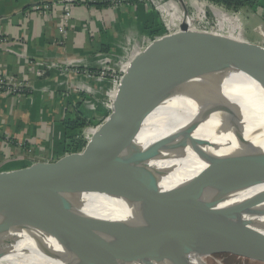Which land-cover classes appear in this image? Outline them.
Listing matches in <instances>:
<instances>
[{
  "label": "water",
  "instance_id": "1",
  "mask_svg": "<svg viewBox=\"0 0 264 264\" xmlns=\"http://www.w3.org/2000/svg\"><path fill=\"white\" fill-rule=\"evenodd\" d=\"M175 1L184 18L178 30L154 38L133 56L122 75L110 113L81 151L53 162L0 172V257L20 236L51 226L68 215L82 195L100 194L111 195L124 204L127 214L119 223L132 246L96 264H183L220 254L264 263V241L257 242L256 235L237 233L240 226L264 214V193L230 201L192 189L165 188L153 180L154 176L186 164L188 160L184 159L189 154L204 159L232 140L244 137L246 132L264 128V113L257 115L253 111V120L247 123L240 105L227 94L237 86L226 81L234 74L246 75L259 88L258 95L251 97L263 105L264 46L244 38L193 29L186 22L191 17L184 0ZM260 27L259 34L264 37V27ZM199 63L233 117L219 128L191 136L176 152L167 155L136 147L135 138L168 79L183 65ZM121 159L148 175L114 171ZM173 160V167L153 165L156 161L175 163ZM224 188L230 190L227 185ZM142 198L168 207L199 210L209 219H201L203 227L198 230L167 236L153 225L138 200ZM107 249H89L87 257L103 256Z\"/></svg>",
  "mask_w": 264,
  "mask_h": 264
},
{
  "label": "bare ground",
  "instance_id": "2",
  "mask_svg": "<svg viewBox=\"0 0 264 264\" xmlns=\"http://www.w3.org/2000/svg\"><path fill=\"white\" fill-rule=\"evenodd\" d=\"M186 22L192 25L190 18ZM127 68L126 64L123 70ZM226 81L236 84L227 94L240 105L247 123L253 120V111L257 115L264 113V104H258L251 97L258 95L259 88L250 78L238 73ZM224 105L210 85L203 64L183 65L164 85L134 144L162 156L176 152L191 136L214 130L229 121L233 113ZM92 132V129L88 131ZM184 160H188L186 164L154 176L153 180L165 188L182 187L230 201L264 193V128L246 132L244 137L232 140L204 159L189 154ZM173 161L168 164L156 161L153 165L170 167L176 164ZM113 170L148 175L123 159ZM226 185L229 191L225 190ZM138 200L156 229L167 236L198 230L203 227L201 219H209L199 210L168 207L145 198ZM126 214L124 204L111 195H82L60 221L44 229H32L10 244L0 257V264H96L108 260L132 246L119 223ZM253 219L240 226L237 233L256 235L257 242H262L264 214ZM106 248L103 256L87 257L89 249L98 252ZM183 264L222 262L208 256Z\"/></svg>",
  "mask_w": 264,
  "mask_h": 264
},
{
  "label": "crops",
  "instance_id": "3",
  "mask_svg": "<svg viewBox=\"0 0 264 264\" xmlns=\"http://www.w3.org/2000/svg\"><path fill=\"white\" fill-rule=\"evenodd\" d=\"M67 1L0 0V79L22 82L26 91L18 96L0 92V137L4 133L0 141L7 136L13 143L25 141L32 149L45 142L54 161L63 157L55 156L62 137L60 122L66 110V106L62 109V101L78 93L89 95L86 90L89 82L82 73L96 71L103 66L105 57H112L115 45L123 39L116 34L118 20H126L128 16L136 19L141 12L145 17L148 11L141 0H124L119 7L100 9L86 5L85 0H75L67 31L63 33L60 25ZM195 1L200 7H214V11L223 12L207 0ZM162 8L167 13L170 10L176 14V24L183 21L177 4L170 2ZM239 11L249 29L257 33L258 26L264 27V0H254L252 7H243ZM121 27L127 28L123 23ZM109 30L112 35L108 34ZM256 33L251 39H246L264 44ZM107 48L109 53L104 52ZM112 94L114 96L115 93ZM16 162L17 158H11L4 164Z\"/></svg>",
  "mask_w": 264,
  "mask_h": 264
},
{
  "label": "rangeland",
  "instance_id": "4",
  "mask_svg": "<svg viewBox=\"0 0 264 264\" xmlns=\"http://www.w3.org/2000/svg\"><path fill=\"white\" fill-rule=\"evenodd\" d=\"M83 1V0H82ZM144 5H146L147 10L153 11V14L151 16L156 15L157 18L160 19L162 24V30L158 33V35H154V38H157L165 33L168 32H174L178 30L179 27V21L178 24H176L175 16L176 14L174 12H170L168 10V13L165 11L166 9L162 8V5L173 2L174 4L178 3L175 0H141ZM186 5L188 7L189 15L191 19L193 20V24H195L197 27H205L208 29H211L215 32L219 33H235L240 38H252L256 33L254 30L249 29L250 27H247L245 24V21L243 19V16L240 13V9L237 10H231L228 11L227 9L223 8L222 6L215 5L216 8L221 9L223 12L214 11L213 9L205 8L204 6L200 7V4L196 3L195 0H186ZM121 5H118L119 7ZM179 7V6H178ZM180 9V8H179ZM44 12V11H42ZM142 13V12H141ZM139 13L138 16H136V19L128 16L125 19L118 20V26L117 33L122 39V42L118 45H115L116 55H112V57L106 58L105 60H102L105 62V67L108 70L105 72V75L99 80L97 76H93V79H91L89 82V86H87V91L89 92L88 100L85 102L86 108L88 111L92 113V117H96V120H94V124L90 125L89 127L83 129L81 136L85 137L88 136V131L91 128H94L97 126L101 120L104 118V114L102 112H98L101 107L105 112L106 116L109 114V106H110V98H112V93L115 91L117 80L122 76L123 68L121 67L122 64L129 61L130 57L133 54H136L137 52L141 51L145 48V46L149 43V41H153L151 33L147 31H143L140 27H138V23L141 26V24L149 23L150 17L145 14V17ZM171 13H174L175 15H171ZM207 13V14H206ZM230 13V14H228ZM63 14H64V6H63ZM64 15H62V22L60 25V29L63 30V32L66 33L68 21L63 19ZM155 17V16H154ZM71 18V17H70ZM116 19L113 20L114 24L116 23ZM137 21V22H136ZM126 25V29H123L121 27V24ZM157 26V24H156ZM109 28L106 30L108 31ZM109 35H112L113 33L109 30ZM257 34V33H256ZM258 35V34H257ZM101 68H98L99 70ZM96 70V71H97ZM95 72V71H92ZM116 82V83H115ZM91 86V87H90ZM65 103L62 101V109L65 107ZM94 113V114H93ZM91 115V114H89ZM4 134V133H3ZM1 134V137L3 136ZM0 137V138H1ZM3 139V138H2ZM8 138L7 136L4 137L3 141H0V164H3L0 168V172L2 171H10V170H16L24 167H28L32 165L31 162H37L42 161L45 159H48L49 156L52 155V151L47 148L45 142H41L40 145H37L36 148H31L27 146V143L25 141H14ZM13 144V145H12ZM12 145V146H11ZM11 146V147H10ZM41 148V150H39ZM11 158H17L18 162L17 164H4L5 161L10 160ZM215 258L219 259L222 264H264L262 262L254 261L247 258H242L230 254H220L217 256H214Z\"/></svg>",
  "mask_w": 264,
  "mask_h": 264
},
{
  "label": "trees",
  "instance_id": "5",
  "mask_svg": "<svg viewBox=\"0 0 264 264\" xmlns=\"http://www.w3.org/2000/svg\"><path fill=\"white\" fill-rule=\"evenodd\" d=\"M89 0H85V4L94 8H107L110 7V0H95L94 3H89ZM132 2V0H129ZM213 4L224 7L227 10H237L243 7H252L254 0H207ZM153 14L152 9L148 10L146 15L150 17L149 23L141 24L140 28L143 31L151 33L152 39L154 35H158L162 30V24L159 18ZM157 24V26H156ZM104 52L109 53V49H104ZM25 89L19 95L25 94ZM27 94V93H26ZM88 100V96L84 93H78L71 98L67 99L65 102L66 110L65 116L60 122L61 127V140L55 149V156H63L66 153H74L81 151L85 145L86 141L83 136H81L83 129L94 124L96 117H92V113L86 108L85 102ZM98 112H102V116H106V112L100 107ZM91 114V115H89ZM94 114V113H93ZM94 119V120H93ZM3 164H0L2 167ZM0 167V168H1Z\"/></svg>",
  "mask_w": 264,
  "mask_h": 264
},
{
  "label": "built area",
  "instance_id": "6",
  "mask_svg": "<svg viewBox=\"0 0 264 264\" xmlns=\"http://www.w3.org/2000/svg\"><path fill=\"white\" fill-rule=\"evenodd\" d=\"M123 1L124 0H110V2H111L110 5H111V7H117L118 5H121L123 3ZM83 2L85 3V1H83ZM88 2L89 3H94L95 0H89ZM74 3H76L75 0H68L67 3L64 4V14H63L64 17H63V19H65L66 21H68L70 19V17H71V6L72 5H75ZM192 28L195 29V30L208 31V30L203 29L201 27H197L195 24L192 25ZM261 29L262 28L260 26H258L257 29H256V31H257L259 37H261V39L264 41V37L259 34V32H260ZM62 32H63V30H62ZM211 32H213V31L211 30ZM168 33H170V32H168ZM165 34H167V33H165ZM227 35H230V36H233L235 38L240 39V37L235 36L233 34H227ZM259 45L264 46V44H261V43ZM131 59L132 58H130L129 61L126 62V63H124V64L125 65L126 64L128 65V63L130 62ZM104 65H105V62L103 64V66L100 67L101 69H99V70H97L95 72H92V71H83V73H82L83 77L87 81H90L91 79H93V76L95 75L100 80L105 75V72L108 70L107 68H104L105 67ZM125 65L122 64L121 67L123 68ZM124 72L125 71L123 70L122 71V75L124 74ZM121 78H122V76L117 80V83L115 82L116 83V88H115V91H114L115 94L117 92V88L119 86V83H120ZM22 91H24V84L22 82L16 83V82H13V81H10V80L7 81L5 79H0V92H2L3 94H5L7 96H18ZM115 94H114V96H115ZM114 96H113V98H114ZM113 98H110L109 111L111 110ZM107 116H105L97 126H99L106 119ZM97 126H95L94 128H91L93 130V132L97 129ZM91 134L92 133H88V136L86 135L84 137L86 143L88 142ZM66 154H68V153H66ZM66 154H64V155H66ZM53 161H54L53 160V156L51 155V156H49L48 159H45V160H42V161L40 160V161H37V162H53ZM37 162H31V163H37Z\"/></svg>",
  "mask_w": 264,
  "mask_h": 264
}]
</instances>
